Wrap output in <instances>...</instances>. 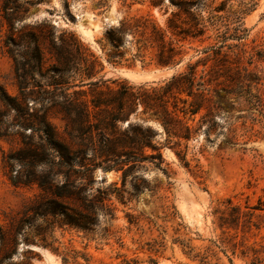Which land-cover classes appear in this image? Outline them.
I'll return each mask as SVG.
<instances>
[{
    "label": "rangeland",
    "instance_id": "rangeland-1",
    "mask_svg": "<svg viewBox=\"0 0 264 264\" xmlns=\"http://www.w3.org/2000/svg\"><path fill=\"white\" fill-rule=\"evenodd\" d=\"M8 3L21 10L14 20L16 29L32 25L34 30H43L46 63L54 62L49 38L58 43L61 34L72 36L95 55L101 64L99 87H71L77 84L75 80L65 91L88 105L99 91L108 98V89L120 84L155 86L187 66H194L197 75L226 68L232 73L246 69L252 81L251 92L258 93L264 102V0ZM122 22L132 31L115 50L107 33ZM169 24L176 28L170 29ZM77 25L89 30L91 42L78 32ZM178 30L183 33L175 34ZM7 32L0 11V86L15 96L18 90L13 62L3 48ZM161 33L165 45L171 43L181 54L174 66L156 63ZM113 51L120 56H112ZM61 74L63 78L70 75ZM35 78L45 82L38 73ZM218 94L224 96L223 92ZM213 100L222 108L215 115L217 129L209 135L201 129L175 146L174 150L181 149L184 160L164 144L165 133L157 119L149 114L130 115V122L136 121L142 130L150 128L151 143L160 147L163 162H129L134 167L124 186L120 170L103 171L98 167L89 192L110 191L107 203L113 217L100 215L90 233L32 216L31 204L40 190L35 184L14 186L8 180L5 156L21 146L20 136L12 134L16 128L10 131L9 127L8 134L0 137V264H63L62 258L73 252L78 256L77 264H264V118L255 110H247L242 101L227 97ZM48 116L59 135L65 137L60 113L53 111ZM199 116L188 121L191 128L196 127ZM12 121V111L0 102V124L7 127ZM125 121L117 123L116 135L130 129L132 124L125 125ZM171 140L169 145L175 138ZM18 166L14 164L12 174ZM42 235L51 247L42 245ZM31 245L42 250H32Z\"/></svg>",
    "mask_w": 264,
    "mask_h": 264
},
{
    "label": "trees",
    "instance_id": "trees-1",
    "mask_svg": "<svg viewBox=\"0 0 264 264\" xmlns=\"http://www.w3.org/2000/svg\"><path fill=\"white\" fill-rule=\"evenodd\" d=\"M42 1L37 0V3ZM0 11L8 25L3 48L13 62L18 90L17 95L11 96L0 86V102L13 113L10 125L3 127L0 124V137L6 136L11 127L10 131L16 128L12 134H18L21 139V146L5 156L8 180L14 186L35 184L38 187L40 194L33 200L30 211L33 217L41 218L48 224L57 222L84 233L92 232L100 215L113 217L107 203L110 191L96 189L94 194L89 192L93 172L98 167L103 171L120 170L124 186L129 171L134 167L129 162L155 159L163 162L160 147L151 143L150 128L142 130L133 121L128 131L116 135L117 123L129 120L132 113L133 116L149 114L157 119L165 133L164 144L180 160H184V155L181 149L174 148L179 147L182 140H188L201 129L206 135L216 131L218 122L215 115L220 114L222 108L213 100L214 97L242 101L247 110H255L264 118V102L258 93L251 92L252 81L246 69L243 72L236 69L233 73L230 68L224 71L211 69L207 74L197 75L194 66H187L185 71L155 86L120 84L116 89H108V98L102 97L99 91L88 105L65 91L69 89L68 84L75 80L77 84L71 87H99L97 74L101 64L89 48L79 44L72 36L65 38L61 34L58 43L49 38V53L53 54L54 62L46 63L41 41L43 30H34L32 25L24 30L16 29L14 20L20 17L18 12L21 10H18V5L10 7L8 0L2 1ZM168 27L176 28L173 24ZM131 29L122 22L107 33V39L115 50ZM181 33L183 30L175 34ZM44 36L49 37V34ZM158 41L157 65L174 66L179 63V50L171 43L165 45L162 33ZM113 53L112 56H120ZM62 72L70 73L69 77L63 78ZM36 73L45 78L44 83L36 80ZM75 76L78 78L75 79ZM219 91L224 96H220ZM30 99L34 100L33 103ZM53 111L61 115L65 137L59 135L48 116ZM196 115H200L197 125L191 128L188 121H194ZM172 138L175 141L169 145ZM146 149L151 152L145 153ZM98 162H115L116 166H102ZM16 163L18 170L12 174ZM229 201L226 200V203L229 204ZM217 209L221 213L224 211ZM2 239L0 236V244ZM40 241L44 247H51L45 235ZM15 243L13 238L12 244ZM77 257L75 252L71 256L66 255L62 258L63 264H77ZM80 257L85 256L81 254Z\"/></svg>",
    "mask_w": 264,
    "mask_h": 264
},
{
    "label": "bare ground",
    "instance_id": "bare-ground-1",
    "mask_svg": "<svg viewBox=\"0 0 264 264\" xmlns=\"http://www.w3.org/2000/svg\"><path fill=\"white\" fill-rule=\"evenodd\" d=\"M77 30L78 32L84 37V39L88 42H91V36L89 34V30L85 29L81 25H77ZM37 250H42L40 248H36Z\"/></svg>",
    "mask_w": 264,
    "mask_h": 264
},
{
    "label": "water",
    "instance_id": "water-1",
    "mask_svg": "<svg viewBox=\"0 0 264 264\" xmlns=\"http://www.w3.org/2000/svg\"><path fill=\"white\" fill-rule=\"evenodd\" d=\"M34 18H31V20H33ZM130 122V120H126L124 123H125V125H128V123ZM30 247V249H32V250H35L36 248H41V247H39V246H34V245H31V246H29Z\"/></svg>",
    "mask_w": 264,
    "mask_h": 264
}]
</instances>
